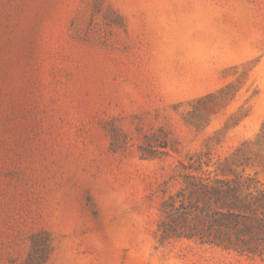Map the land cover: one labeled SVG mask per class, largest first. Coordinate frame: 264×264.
I'll list each match as a JSON object with an SVG mask.
<instances>
[{
    "label": "rangeland",
    "instance_id": "374dc122",
    "mask_svg": "<svg viewBox=\"0 0 264 264\" xmlns=\"http://www.w3.org/2000/svg\"><path fill=\"white\" fill-rule=\"evenodd\" d=\"M207 157L264 184V0H0V264H264L161 238Z\"/></svg>",
    "mask_w": 264,
    "mask_h": 264
},
{
    "label": "trees",
    "instance_id": "16d2710c",
    "mask_svg": "<svg viewBox=\"0 0 264 264\" xmlns=\"http://www.w3.org/2000/svg\"><path fill=\"white\" fill-rule=\"evenodd\" d=\"M216 164L213 170L203 169ZM182 165L161 205L162 239H187L264 261V184L225 159Z\"/></svg>",
    "mask_w": 264,
    "mask_h": 264
}]
</instances>
